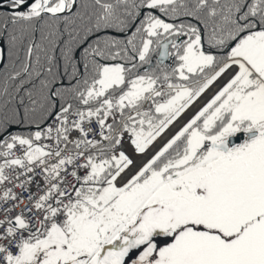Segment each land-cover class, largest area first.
<instances>
[{"label":"snow or ice","instance_id":"6c2138e0","mask_svg":"<svg viewBox=\"0 0 264 264\" xmlns=\"http://www.w3.org/2000/svg\"><path fill=\"white\" fill-rule=\"evenodd\" d=\"M0 264H264V0H0Z\"/></svg>","mask_w":264,"mask_h":264}]
</instances>
